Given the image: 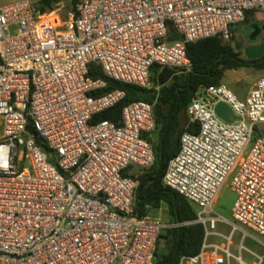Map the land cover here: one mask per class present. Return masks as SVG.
<instances>
[{
    "label": "built area",
    "instance_id": "built-area-1",
    "mask_svg": "<svg viewBox=\"0 0 264 264\" xmlns=\"http://www.w3.org/2000/svg\"><path fill=\"white\" fill-rule=\"evenodd\" d=\"M248 11L264 12V0H80L64 20L28 0L0 6V264H154L162 232L179 225L136 217L127 175L154 163L144 137L156 130L154 103L125 105L119 125L91 124L125 92L97 94L106 81L89 66L151 89L153 67L189 72L187 44L230 41ZM169 28L181 39L169 42ZM186 115L196 132L182 133L162 182L195 207L203 236L177 264H264V77L244 99L222 83L201 87ZM227 179L231 221L214 211Z\"/></svg>",
    "mask_w": 264,
    "mask_h": 264
},
{
    "label": "trees",
    "instance_id": "trees-1",
    "mask_svg": "<svg viewBox=\"0 0 264 264\" xmlns=\"http://www.w3.org/2000/svg\"><path fill=\"white\" fill-rule=\"evenodd\" d=\"M79 1L69 0L70 9L74 10ZM60 2L61 0H39L37 6L40 12L51 11L53 6ZM254 12L248 11L244 22H247ZM180 39L173 28H169L168 41L175 42ZM261 43H264V40ZM186 53L191 63V70L182 74V80L159 87L157 85L159 71L157 67H153L150 75L153 86L151 89L116 82L105 77L97 65L89 66L91 79L106 81V88L97 94L114 89L125 92L122 102L95 115L91 124L108 120L119 125L120 113L125 105L139 100L148 103L156 101L154 115L159 141L154 146L155 160L146 173L135 178L137 188L133 210L134 215L141 218L147 215L150 209H157L161 204H165L171 223L179 226L168 229L165 236L159 237L166 240L167 250L166 254H159L158 239L154 264H177L180 256L195 255L199 251L203 236L202 227L192 223L195 220L193 206L185 198L165 187L162 182L168 161L178 152L179 138L182 133L196 132V127L190 124L188 119L182 121V114H186L187 107L196 97L199 88L220 85L226 71L241 68L264 71V56L253 61L246 60L241 57L243 52L238 45L231 47L217 37L187 44ZM155 87H158V90H155ZM30 129L31 126L28 125V130Z\"/></svg>",
    "mask_w": 264,
    "mask_h": 264
},
{
    "label": "rangeland",
    "instance_id": "rangeland-1",
    "mask_svg": "<svg viewBox=\"0 0 264 264\" xmlns=\"http://www.w3.org/2000/svg\"><path fill=\"white\" fill-rule=\"evenodd\" d=\"M18 0H0V6L7 5L9 3L15 2ZM32 5H38L39 0H28ZM38 8V6H37ZM70 4L69 0H61L60 3L53 6V9L51 11H45L48 12H54L61 20H64L67 16V13L70 11ZM250 23V24H249ZM254 23H259L258 26L259 30L261 31L259 33V36L256 40V43L261 42L264 40V13L261 12H254L253 16L247 20V22H242L240 25H238L236 28V36L233 34V37L228 42H224L225 44L236 47L237 45L241 48V52H243V48L249 43L248 39L251 34L253 33L252 25ZM243 57V55H241ZM158 68V67H157ZM161 68H158V71H160ZM182 73V72H181ZM184 74V73H182ZM261 77H264V71H256L252 68H241L237 70H231L226 71L223 77V80L221 81L222 84L227 86L229 89H231L238 97L239 96H246L247 92L250 90L252 85ZM187 119V115L185 113L182 114V121ZM1 130V128H0ZM158 132L155 130L151 137V142L155 146L158 141ZM150 169V168H149ZM149 169H139L137 167H131L129 171L133 173V176L138 177L141 174L146 173ZM229 182L230 180L227 179L224 184L220 187L217 197L214 203V211L220 215L221 217L225 218L228 221H231V208L234 202V194L231 192L229 188ZM195 210V207H193ZM167 209V208H166ZM168 213V210H167ZM150 215H159L162 219L161 221L169 226H174V224L171 223V218L164 212H159L158 210H150ZM219 230L225 234L229 232V228L225 226H219ZM166 235V232H162L161 236ZM242 233L237 232L234 236V243H237L240 240ZM245 246L248 248L255 250L256 252L260 253L261 250L259 246L256 245V243L250 238L247 237V239L244 242ZM166 241L165 239H159L158 248L160 252L165 251Z\"/></svg>",
    "mask_w": 264,
    "mask_h": 264
},
{
    "label": "water",
    "instance_id": "water-1",
    "mask_svg": "<svg viewBox=\"0 0 264 264\" xmlns=\"http://www.w3.org/2000/svg\"><path fill=\"white\" fill-rule=\"evenodd\" d=\"M252 28L254 31L249 37L250 41H252L259 33V28L257 25H252ZM262 56H264V43H260L258 45H248L243 48V57L246 60L253 61L260 59ZM175 75L176 71L170 70L168 68H162L157 75V85L159 87L166 85L168 81ZM214 111L220 119L226 123H231L233 115L228 106L218 103L214 107Z\"/></svg>",
    "mask_w": 264,
    "mask_h": 264
},
{
    "label": "crops",
    "instance_id": "crops-1",
    "mask_svg": "<svg viewBox=\"0 0 264 264\" xmlns=\"http://www.w3.org/2000/svg\"><path fill=\"white\" fill-rule=\"evenodd\" d=\"M256 12H260V11H256ZM247 13V12H246ZM261 13H264V12H261ZM254 14V13H253ZM253 16V15H252ZM251 16V17H252ZM245 17H246V14H245ZM250 17V18H251ZM249 18V19H250ZM250 24V23H249ZM253 25H257V26H259L260 24L259 23H254ZM253 30V29H252ZM254 31V30H253ZM261 31L259 30V33H260ZM259 33H258V35L252 40V41H250L249 40V38H247L248 39V44L246 45V46H248V45H258L259 43H256V40H257V38H258V36H259ZM233 34H235V36H236V28H234L233 29V31H232V36H233ZM232 38V37H231ZM245 46V47H246ZM182 80V73L181 72H177L176 73V75L175 76H173L169 81H168V83L167 84H169V83H174V82H179V81H181ZM156 89H158V87H155V90ZM246 96H244V97H242V96H239V98L240 99H244ZM152 103H154V109H155V103H156V101H154V102H152ZM166 109V111H167V108H165ZM187 119H188V117H187ZM153 134V133H152ZM152 134H150V135H145L144 137L148 140V141H150L151 142V137H152ZM158 141H159V138H158ZM158 141H157V143H158ZM152 143V142H151ZM127 175H129V176H131L132 178H137V177H135V176H133V173H131L129 170L127 171ZM136 180V179H135ZM167 208V206L165 205V204H161V206L159 207V208H157V209H150V210H158L159 212L161 211V212H164V213H166L167 215H168V213H167V210L168 209H166ZM149 210V211H150ZM152 216H154V217H157V218H159L160 220H162L161 218H160V216L159 215H157V214H155V215H152ZM162 222V221H161ZM163 223V222H162ZM165 224V223H164ZM169 224H172V223H169ZM167 231V230H166ZM165 231V232H166ZM165 236V235H164ZM166 241V240H165ZM166 250H167V242H166V246H165V251L164 252H160V250H159V248H158V252H159V254H166Z\"/></svg>",
    "mask_w": 264,
    "mask_h": 264
},
{
    "label": "flooded vegetation",
    "instance_id": "flooded-vegetation-1",
    "mask_svg": "<svg viewBox=\"0 0 264 264\" xmlns=\"http://www.w3.org/2000/svg\"><path fill=\"white\" fill-rule=\"evenodd\" d=\"M260 43H261V42H260ZM260 43H259V44H260Z\"/></svg>",
    "mask_w": 264,
    "mask_h": 264
}]
</instances>
